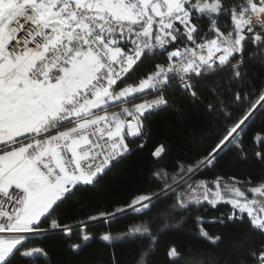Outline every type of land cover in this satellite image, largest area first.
<instances>
[{"label": "snow or ice", "instance_id": "6c2138e0", "mask_svg": "<svg viewBox=\"0 0 264 264\" xmlns=\"http://www.w3.org/2000/svg\"><path fill=\"white\" fill-rule=\"evenodd\" d=\"M186 104L208 130L182 135L199 150L170 170L151 117ZM148 144L149 186L94 206L104 177ZM228 155L253 171H219ZM77 193L90 203L67 225ZM206 206L228 212L196 216L197 237L219 247L206 224L242 226L234 264H264V0H0V264H53L57 237L76 256L97 239L139 241L133 264H152ZM165 256L208 264L174 242Z\"/></svg>", "mask_w": 264, "mask_h": 264}, {"label": "trees", "instance_id": "16d2710c", "mask_svg": "<svg viewBox=\"0 0 264 264\" xmlns=\"http://www.w3.org/2000/svg\"><path fill=\"white\" fill-rule=\"evenodd\" d=\"M197 107L186 104V111L180 115L169 110L151 117L150 127L152 128L153 138L161 141L167 140L171 146L170 154L162 161L161 167L167 166L171 170L175 161L194 155L199 150V144L190 136L188 139L182 138L183 134L208 130L197 111ZM246 146L249 151L255 150L247 142ZM152 147V144H148L142 152L130 155L104 177L97 188L99 197L94 201V206H103L112 201L120 200L133 188L149 186L152 166L155 164V160L149 155ZM219 171L243 178L246 173L253 171V169L249 167V164L237 160L235 156L228 155L224 158ZM208 178H211V176ZM89 203V198L81 193L71 197L69 205L61 210L63 223L72 225L82 219L81 213ZM227 212V206L218 208L206 206L195 211L186 225L169 231L163 236L159 247L154 250L149 258L152 264H166L165 251L169 242H174L182 249L192 252L193 258L206 260L208 264H226V262L227 264H234L236 254L231 247V241L242 238L245 231L244 227L230 225L225 228L219 224H206L205 228L210 234L219 235L223 233L224 238V243L219 247H210L207 241L197 237L195 226L192 223L196 216H202L204 219L211 221L226 215ZM98 227L100 230L103 229V225ZM92 230L96 231L97 229L93 228ZM121 230L119 226H114L113 234H118ZM75 234L74 232V237ZM72 242H76L74 238L69 241V243ZM139 243V241L136 243L116 241L114 245H109L97 239L89 242L88 247L78 256L65 249L62 238L53 239L49 242V245L53 249V264H111L113 254L120 264H133V260L138 254Z\"/></svg>", "mask_w": 264, "mask_h": 264}]
</instances>
